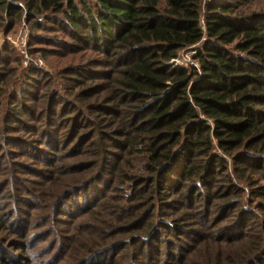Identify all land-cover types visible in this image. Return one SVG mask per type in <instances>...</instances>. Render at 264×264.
I'll use <instances>...</instances> for the list:
<instances>
[{"label":"trees","instance_id":"trees-1","mask_svg":"<svg viewBox=\"0 0 264 264\" xmlns=\"http://www.w3.org/2000/svg\"><path fill=\"white\" fill-rule=\"evenodd\" d=\"M261 1L0 0V25L8 24V30L26 12L35 43L49 44L58 54H98L60 72L65 91L57 92L55 102L53 91L40 94L48 83L34 75L41 74L39 68L28 74L32 81L18 87L12 83L17 68L9 66V57L0 59V107L2 102L9 105L0 115L1 127L12 131L16 124L20 132L22 123L31 132L25 115L47 113L51 118L58 104L63 117L72 113V127L74 120L79 123L75 132L62 136L46 132L51 145L60 137L75 140L82 158L76 160L79 175L55 190V202L41 205L46 217L66 214L65 203L78 193L86 210L100 214L99 223H92L95 238L74 247L76 232L61 237L63 247L70 244L72 264H94L125 244L143 251L145 237L157 240L161 228L177 230L179 248L189 238L212 248L198 252L202 261L196 264H257L264 259V234L250 240L253 245L244 256L239 250L225 253L249 236L243 230L252 228L254 218L261 217L264 232V7L253 8ZM41 30L62 32L65 38L40 35ZM187 48L196 49L197 65L175 63ZM26 98L33 103L27 105ZM87 127L91 134L79 132ZM6 137L2 134V141ZM11 138L28 147L36 141ZM123 186L122 192L117 190ZM109 189L115 193L105 195ZM171 193L187 198L177 212L189 208L197 194L203 202L194 213L201 215L199 229L182 228L192 218V213L185 218L186 211L184 217L172 216L170 223L157 221L160 229L150 220L151 212L147 219L142 214L157 197L165 200ZM111 196L120 199L114 203ZM46 206L51 214L46 215ZM231 210L236 215L229 218ZM211 213L215 221L209 219ZM145 222L146 236L114 238ZM234 223L238 227H231ZM190 231L195 237H189ZM198 247L190 245L179 262L191 260ZM138 255L131 253L134 260L126 264H143ZM122 259L113 262L122 264Z\"/></svg>","mask_w":264,"mask_h":264},{"label":"rangeland","instance_id":"rangeland-1","mask_svg":"<svg viewBox=\"0 0 264 264\" xmlns=\"http://www.w3.org/2000/svg\"><path fill=\"white\" fill-rule=\"evenodd\" d=\"M206 1L209 0H203V3L205 4ZM260 3L264 4V0ZM260 3L254 5L253 8L263 9L264 6ZM19 4L21 5L22 3ZM8 27V24L0 25V59H7V57H9V60L11 59L9 66L17 68L16 74L12 78L13 85H18V87H20L21 84L24 85L27 82L28 78L29 81H32V78H30L28 74L34 68H39L38 70H41L42 75L40 74V76L36 73H34V75L44 79V81L48 83L45 84V86L43 85L44 87L40 94L46 92V95H50L53 91L54 102L59 100L55 97L57 92L65 91V80L61 77L60 72L69 66L80 65L86 62L87 58L95 59L98 55L91 50L58 54L56 51L52 50V46L49 44L35 43L32 41V33L34 30L27 20L26 12H24L22 19L19 20L11 30H8ZM37 33L40 35L65 38L62 32H46L41 30ZM24 39L27 41V45L22 47L21 43ZM42 48H45V50H41ZM25 53L28 54V57H26ZM195 53V48L184 49L179 55V60L184 61L186 65H190L196 62L194 59ZM59 94L61 95V93ZM3 98H5V96ZM26 99L27 105L33 103L32 100ZM43 99L44 98L41 100L43 101L42 105H45ZM8 106L7 103L2 102L0 115H5V110L8 109ZM56 107L57 115L54 114L51 118L47 113H39L36 118L25 115V119L28 120L27 124L33 129L31 132L29 129H26L28 127H25L22 123L20 124V132L16 130V124L11 125L10 129L12 131H9V128L1 127L2 122H0V264H72L71 262L73 260L69 255L70 244L63 247L64 240H61V237L63 235L68 236L70 231V234L76 232L77 242H72V245L77 247L82 239H88L89 241V239L95 238L97 235V229L92 223L98 224L101 216L97 213H90V211L86 210L87 207L84 208L82 205L83 202H81L83 200V194L77 193L71 199L67 200L66 203L69 204L67 207L65 203L64 211H66V214H54L52 215L53 217L50 215L46 217L44 216V211L41 210V205L44 203V200L47 202L46 205L55 202V190L57 188L62 189L63 183L66 182L70 176L79 175L76 172V169L79 167L77 161L82 158L81 155L77 154L78 145L75 140L68 142V140H64L60 137L51 145L52 141H50L51 139L47 136V131L56 130L55 132H57L59 136H62L70 129L71 132H75L73 128L79 126V123L75 120L73 127L71 126L72 113L67 112L63 117L65 111L61 113V105L58 104ZM29 118L31 119L29 120ZM51 124H53V126H51ZM5 128L6 130H4ZM78 129H81L79 132L86 131L88 134L92 133V130L88 127L85 130H82L83 128ZM2 134L7 136L5 141H2ZM20 136L24 137L25 140L28 139L30 143L32 139H36V141H34L32 145H29L31 147H28L25 141H18L11 138ZM9 138H11V144H9ZM84 148L85 146L82 147V149ZM118 184L120 183L117 181L115 185L119 187ZM123 188L124 186L117 190L122 192L124 190ZM127 189L129 191L131 188ZM191 191H193V189ZM246 191L245 200L246 203H249L250 189L247 188ZM41 192H43L44 195ZM114 193L115 191L113 192L109 189L105 192V195L110 196ZM118 193L119 192H117V194ZM196 196L197 194H195V200L190 204L191 206L189 208H181L182 212H177V209L182 206L181 203H185L186 197L181 198L178 194L172 193L168 194L165 200L157 197L156 199L159 200H156L155 204L148 205L145 209L142 208V214H147V216H145L147 219L151 212L152 218L150 220L155 221V223L158 224L157 227L160 229V223L157 221L165 220V223H170L172 216L180 215L186 211L187 214L184 213L183 217L186 214L185 218H187L190 216L189 213H192V218L187 221L182 228L190 227L191 229H199L201 215L197 217L198 212L196 209L200 210L201 207H203V202ZM111 197H114L111 200L114 201V203H117V199H120L118 196ZM178 199H180L181 202L173 201ZM106 209V207L103 209L104 213L101 212L104 218L106 214L105 211H107ZM195 211L197 214H194ZM235 211L231 210L228 217L235 216ZM45 213L46 215H48V213L51 214L50 207L45 209ZM202 214L205 219L204 213ZM213 218L214 221L217 218L215 213H211L209 216V219ZM260 221L261 217L254 218V220L250 222V224L253 225L252 228L249 231L246 229L243 230V234L248 232L249 236L243 238L242 241L238 242L233 248L226 247L225 253L228 254L233 250H239L244 256L253 245L250 240L258 237L259 234H264L259 224ZM231 227H238V223H234ZM147 229V222H145L140 224V228L137 230L132 232L122 231V233L117 234L114 238L129 241L131 234L134 236H146L144 232H146ZM240 232L241 231L238 233ZM159 233L161 236L157 240H151V242L149 239L150 237H145L144 241L147 240L148 245L143 251L140 250V255H138L140 251L138 252L135 250V244H125L127 246L119 251L110 249V253L103 256V258L97 262L95 261L94 264H114L115 262L113 261H118V259L122 257V264H126L127 262L131 263L132 260L136 258L135 255H138V259L142 261L143 264H182L184 261L188 264H196L198 261H202L200 260L201 258H199L200 254L196 257L198 252L206 253L212 250V248L208 249L207 245L206 247L199 246V242L193 238H189L191 242L179 248L178 245L180 242H177L178 239L176 237L177 230L174 229L161 228ZM190 233L191 231L189 232V237L195 234V232H192V234ZM181 237L187 238L186 236ZM165 238L167 241H164ZM133 241H136V238ZM190 245L191 247L199 246L197 250L194 251L195 256L191 260L187 258L186 260H188V262L186 260L179 262L183 254L190 249ZM131 253L134 255L132 260L130 258ZM93 260H90V262ZM257 264H264V259Z\"/></svg>","mask_w":264,"mask_h":264},{"label":"built area","instance_id":"built-area-1","mask_svg":"<svg viewBox=\"0 0 264 264\" xmlns=\"http://www.w3.org/2000/svg\"><path fill=\"white\" fill-rule=\"evenodd\" d=\"M21 45H22V47H25V46L27 45V41L24 39V40L22 41ZM20 47H21V46H20ZM25 55H26V57H28V54H27V53H25ZM175 63H176V64H185V62L182 61V60H179V58L175 59ZM192 64L197 65V62H194V63H192Z\"/></svg>","mask_w":264,"mask_h":264}]
</instances>
